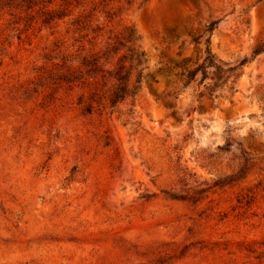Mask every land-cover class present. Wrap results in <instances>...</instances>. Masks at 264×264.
Masks as SVG:
<instances>
[{"label":"rangeland","instance_id":"1","mask_svg":"<svg viewBox=\"0 0 264 264\" xmlns=\"http://www.w3.org/2000/svg\"><path fill=\"white\" fill-rule=\"evenodd\" d=\"M121 7L110 26L137 31L147 69L113 116L24 94L53 30L2 52L0 264H264V0ZM207 50L235 90L208 92L213 70L185 84Z\"/></svg>","mask_w":264,"mask_h":264},{"label":"trees","instance_id":"2","mask_svg":"<svg viewBox=\"0 0 264 264\" xmlns=\"http://www.w3.org/2000/svg\"><path fill=\"white\" fill-rule=\"evenodd\" d=\"M132 1L0 0V53L10 48L15 39L20 43L28 39L37 25L39 31L53 30L52 35L58 38L54 43L57 54L48 59L51 65L39 70L38 80L28 84L24 94H38L39 88L41 108L48 109L47 113L50 108L70 107L80 110L82 117L113 116L128 100L135 103L147 69L142 38L132 27L119 30L110 26L122 4ZM212 25L209 32L215 28ZM209 55L207 50L203 63L184 75L185 84L196 82L201 75V85L213 70L212 83L205 87L208 92L228 88L229 84L233 85L229 90H235L240 77L235 73L238 67L220 66ZM107 138L112 144V137L108 134ZM241 172L240 169L233 178L242 176ZM200 193L203 191L195 192Z\"/></svg>","mask_w":264,"mask_h":264}]
</instances>
